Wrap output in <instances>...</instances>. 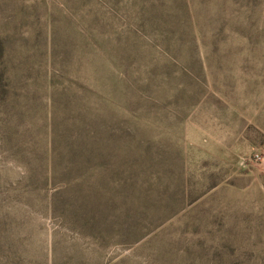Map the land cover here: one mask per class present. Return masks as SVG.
I'll use <instances>...</instances> for the list:
<instances>
[{
    "label": "rangeland",
    "instance_id": "rangeland-1",
    "mask_svg": "<svg viewBox=\"0 0 264 264\" xmlns=\"http://www.w3.org/2000/svg\"><path fill=\"white\" fill-rule=\"evenodd\" d=\"M89 12L121 65H77ZM49 16L65 66L48 64ZM78 69L108 96L95 179L62 108L51 129L47 72L61 91ZM0 80V264H264V0H0ZM62 188L79 217L50 211Z\"/></svg>",
    "mask_w": 264,
    "mask_h": 264
},
{
    "label": "trees",
    "instance_id": "trees-1",
    "mask_svg": "<svg viewBox=\"0 0 264 264\" xmlns=\"http://www.w3.org/2000/svg\"><path fill=\"white\" fill-rule=\"evenodd\" d=\"M83 1V0H81ZM90 13V17L85 23V29L81 30L79 33L80 44L77 47L76 54V62L77 65L81 67L87 63L91 64L97 56H100L104 62H110V60H118V65L122 64L121 56L119 57L120 51H113L111 48H108L104 45V42L101 41L96 33V20L94 15ZM189 24L195 30L196 22L193 16L190 14L188 16ZM48 30H49V40H48V64L49 66L58 67L60 63L64 66L69 60V53L64 46H61L62 52H60V46L58 42V32L56 27V21L53 16H49L48 20ZM192 40L195 42L197 40V34L192 35ZM129 50H124V55H127ZM78 76L74 80H72V76L65 70L61 73V88L59 91L56 89V80L55 76L51 73L47 72V89H48V97L51 104V110L54 115L51 118V129L52 132L56 126V118L55 112L58 108H62L68 115L64 118L66 123L71 124V130L73 133V141L71 145L73 148L79 147L81 144L85 146L86 150L81 155L80 160L81 163H77V167L79 172H82L85 176H90V178H100L101 173H97L95 171L96 168L109 169L112 166L109 164L99 163L97 165H92L91 161L94 159V154H102L100 148H97V152L95 151V146L98 143V135L100 130L98 126L103 123V114L100 103H103L107 100V95L104 94L102 90H95V87L88 86L83 78L79 76L80 69H78ZM69 84H73L76 86V91L73 94H70V86ZM7 87L10 88V84H7ZM2 88V83L0 80V89ZM78 92V94H77ZM77 95V96H76ZM100 102V103H99ZM51 153H55V140L52 135L51 139ZM50 159V158H49ZM99 159V158H97ZM61 156L58 158L50 159L48 170L45 169V173L38 180V185L41 186L40 189L48 190L49 187L53 184L51 180V174H53V170L58 166L55 164L56 161L60 163ZM124 168V167H121ZM120 176H123L120 173ZM32 182L30 181L29 184ZM94 184H90L89 182H84L82 184L81 192L78 195L83 194L87 190V186H91ZM91 190V189H90ZM72 189H57L53 195L49 196V208L53 214L59 215L63 219H68V215L70 213H76V216L83 212L82 209H74L76 208L79 198L77 196L69 197L66 195L68 192H72ZM97 192L100 193L99 189ZM94 191L92 193V196ZM64 195L67 199H65ZM91 196V197H92ZM100 201L94 206H99V202H106L107 198L104 193H100L99 197ZM80 200L81 202L86 201ZM69 205L68 207H66ZM71 205V206H70ZM71 208H73L71 210ZM87 222V221H86ZM85 222V223H86ZM95 226L101 227L99 224Z\"/></svg>",
    "mask_w": 264,
    "mask_h": 264
}]
</instances>
